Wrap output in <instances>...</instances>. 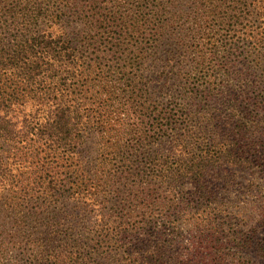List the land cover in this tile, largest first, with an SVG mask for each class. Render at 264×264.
I'll return each instance as SVG.
<instances>
[{
  "label": "trees",
  "instance_id": "16d2710c",
  "mask_svg": "<svg viewBox=\"0 0 264 264\" xmlns=\"http://www.w3.org/2000/svg\"><path fill=\"white\" fill-rule=\"evenodd\" d=\"M175 1L0 0V264H200L220 247L216 182L264 167V69L262 126L238 103L254 84L224 89L171 45ZM230 4L264 35V0Z\"/></svg>",
  "mask_w": 264,
  "mask_h": 264
},
{
  "label": "rangeland",
  "instance_id": "374dc122",
  "mask_svg": "<svg viewBox=\"0 0 264 264\" xmlns=\"http://www.w3.org/2000/svg\"><path fill=\"white\" fill-rule=\"evenodd\" d=\"M232 1H175L171 7L173 27L170 29V42L171 45L178 43L189 69L216 74L221 70L226 72L228 80L225 81L227 76L222 80L224 89H239L246 84H254L247 94L249 99L244 97L238 103L245 109L259 107L255 111L263 126V100L259 99L263 95L262 22L260 18L254 21L249 5L241 6L243 17L235 14L230 4ZM258 62L259 66L256 65ZM93 139L91 136L90 141ZM229 168H233L234 178L225 179L229 183L226 187L218 180L213 197L229 201L226 211L218 212L213 221L218 228L214 237L220 247H202L194 260L200 261V264H215V260H220L222 264H264V167ZM236 235L248 238V242L238 249L234 247ZM194 245L197 243L194 242ZM171 251L187 257L191 248H188L185 239H181L180 245L175 244V249Z\"/></svg>",
  "mask_w": 264,
  "mask_h": 264
}]
</instances>
